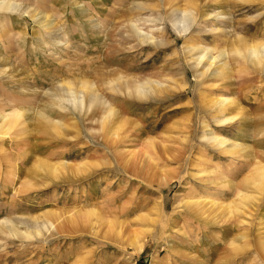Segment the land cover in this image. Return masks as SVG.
I'll return each mask as SVG.
<instances>
[{
    "label": "rangeland",
    "instance_id": "obj_1",
    "mask_svg": "<svg viewBox=\"0 0 264 264\" xmlns=\"http://www.w3.org/2000/svg\"><path fill=\"white\" fill-rule=\"evenodd\" d=\"M2 1L0 264H264V0Z\"/></svg>",
    "mask_w": 264,
    "mask_h": 264
},
{
    "label": "bare ground",
    "instance_id": "obj_2",
    "mask_svg": "<svg viewBox=\"0 0 264 264\" xmlns=\"http://www.w3.org/2000/svg\"><path fill=\"white\" fill-rule=\"evenodd\" d=\"M25 10V9H24ZM0 12H5V13H11V14H15V13H20L19 12V7L14 4V3H8V2H5V1H2L0 0ZM24 15H29L27 12H22L20 13V16H24ZM187 16V15H186ZM25 17V16H24ZM40 19V18H39ZM42 19V18H41ZM184 19L186 20V17H184ZM44 20V19H42ZM41 22V21H40ZM45 21H43L42 23H44ZM53 24L51 22H47L44 27H50L52 26ZM135 27V26H134ZM185 29L182 28V30L180 29V31H184ZM136 32V31H135ZM141 32V31H140ZM137 33V32H136ZM138 34V33H137ZM142 34V32L140 33ZM138 34V35H140ZM62 35V34H61ZM148 35V34H147ZM147 35H143V39H149V37ZM181 35V34H180ZM54 36H56V38L58 37V35L54 34ZM140 37V36H139ZM141 38V37H140ZM60 39V38H59ZM52 41V39H51ZM53 41H55V39H53ZM57 45V44H56ZM250 53H251V56L253 54L255 55H258L262 58V61H263V64H264V46H260L256 49H251L250 50ZM250 55V54H249ZM224 56V54L220 53L219 55H217V57H212V56H209L206 54H204L203 56L199 57V63H201L204 59L208 58V60L211 62L209 64V67L213 66V64H215L218 59L222 58ZM260 59V58H259ZM262 64V65H263ZM126 83V82H125ZM65 86V85H64ZM73 86V85H72ZM71 86V87H72ZM138 86V85H137ZM80 87V85H79ZM70 88V87H69ZM158 88H160V83H158L157 81H153L151 83H146V84H139V86L137 87L139 93L143 94L145 92H156L157 90H159ZM165 89V88H164ZM162 89V90H164ZM59 90V89H58ZM53 91V90H52ZM57 93V92H56ZM146 94V93H145ZM47 95V94H46ZM48 99L50 101H58L60 104H64L69 111H73V112H86V109L87 111H90V108L92 107V105L96 102H98V97L97 95L94 96L92 94L87 95V93L85 91H78V92H75V90L73 89H67V87H62L61 91H60V94H57V95H48L47 96ZM89 97V99H87ZM219 106H228L229 105V101L227 100H221V101H217ZM94 110V109H93ZM84 112V113H85ZM96 112V111H95ZM83 113V114H84ZM88 113V112H87ZM91 113V111H90ZM113 114V111L110 112V115L111 116ZM86 115H89V114H86ZM15 116H19L18 114H15L13 115ZM13 116H10V117H7V116H3V115H0V138H2L4 135H6V131H2V128L7 126V121L12 118ZM21 117V116H20ZM108 119L109 117H106L104 118L103 122L104 124L106 122H108ZM18 121V120H17ZM60 124V123H59ZM59 126L58 123L54 125V129L59 131ZM9 129V128H8ZM7 130V129H6ZM8 134V133H7ZM58 134V133H57ZM215 142L218 143L219 146H222L224 144L223 141H221L220 139L218 138H213ZM236 147L235 146H231L230 149H235ZM37 167L41 170H50V171H53L54 173H57V172H60L59 170L61 169L60 167H63L62 165H59V166H51V165H48L44 162H38L37 163ZM64 168V167H63ZM193 206L192 208H198V209H201L205 206L204 203H191ZM196 211V210H195ZM56 221V220H55ZM24 223V222H23ZM17 224V223H16ZM15 224V222L13 220H10V219H7V220H4V222H2V224L0 225V234L2 235H11V236H17V234H19V230H18V226ZM21 224V223H20ZM30 224V223H29ZM22 225V224H21ZM31 226V225H30ZM29 228V227H28ZM31 229V234L32 236H39L42 232V230L46 231V232H50L51 230H54V224L51 223L50 221H44L42 224L39 223V222H35V225H32L30 227ZM135 247V250L137 252H141L142 250V246H134Z\"/></svg>",
    "mask_w": 264,
    "mask_h": 264
}]
</instances>
